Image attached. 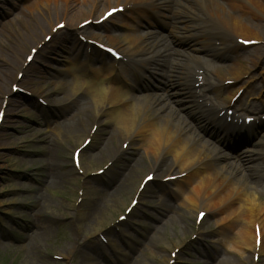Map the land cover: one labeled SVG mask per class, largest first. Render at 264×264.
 Wrapping results in <instances>:
<instances>
[{"label":"bare ground","instance_id":"obj_1","mask_svg":"<svg viewBox=\"0 0 264 264\" xmlns=\"http://www.w3.org/2000/svg\"><path fill=\"white\" fill-rule=\"evenodd\" d=\"M112 2L115 6L109 9L118 8L120 13L98 23L109 9L97 19H94L95 14L102 5L108 7ZM28 11L31 19H38L35 14L44 19L36 21L37 27L25 33L18 30L17 34L23 37V43H16L17 48L25 51V46L33 42V48H39V52L30 65L26 62L14 64V67L19 68L17 75L20 72L26 75L33 72L36 60L45 58L51 52L44 42L47 36H51L50 44H59L60 31L48 18L52 13L67 22L64 27L66 35L60 40L61 43L71 44L75 49L61 66L66 78L54 82V90L62 93L63 97L60 100L51 98L50 101L65 108L76 107V113L60 124L62 127L55 141H74L78 144L77 149L81 150L79 169L84 174L81 177L84 179L82 197L91 199L113 189L111 196L124 206L125 211H129V204L120 200V191L131 195V201L138 197L139 203L128 212L126 220L133 227L147 223L148 215H143L137 208L146 201L144 199L148 194L153 200L156 199L153 210L166 207L174 209L168 199L175 197L180 212L181 232H200L202 223H197V216L204 211L215 219L216 242L229 248L240 264H256L259 257H264V134L257 133L264 116V0H33ZM80 16H86V20L92 23L81 28L77 25ZM113 18L116 20L110 21ZM153 21L168 27L173 36L206 42L203 46L192 45L193 51L206 50L209 46L218 50L217 47L223 46L234 55L233 60L224 66L213 65L210 61H195L194 54L175 51V54L184 55L185 59L170 62L166 60L168 52L162 51L169 47L158 39V32L139 35L141 27L148 25L155 28ZM46 30L49 33H44ZM41 32L45 34L43 40L39 39ZM13 36L12 33H6L5 38L11 40ZM90 41L117 50L125 63L115 60L109 62L108 56L91 45ZM241 41H255L263 48L258 47L256 54L252 53L243 59L241 51L244 45ZM215 53L206 52L211 56ZM10 67L13 68V65ZM159 67L166 73H159ZM139 68L148 70L150 76L157 75L166 81L162 93L149 91L147 85L131 78ZM259 69L260 86L250 77L244 80L253 70ZM4 75L3 81L10 80L13 85L18 84L17 77H12L11 72L8 75L4 72ZM210 75L215 76L217 82H211ZM23 84L26 85L20 87L32 91L27 86L29 81ZM167 85L170 87L167 88ZM171 91L183 97L173 101L177 95ZM240 92L241 96L234 102ZM10 94L13 92L10 91ZM208 95L214 99L210 97L211 102L206 104L208 101L204 100ZM244 96L260 102L250 104L251 109L247 112L241 109L248 114L242 124L239 123L241 117L234 115L229 122L228 111L240 105ZM49 97L51 94L45 92L42 99L46 101ZM174 103L186 107L188 115L182 116L180 111L186 108H176L172 105ZM5 104L8 108L11 102H5L3 98L0 106ZM224 109L226 113L222 114ZM191 117L201 121L205 128L198 127L197 132L187 126V118ZM248 117L254 118L253 124L245 123ZM104 129L109 135L102 140V146L93 150H97L95 153L89 154L93 139ZM205 137H223V146L250 137L258 138L253 140L249 149H238L235 160L227 162L231 158L223 156ZM131 151L137 154L134 159L123 164L122 168H117L116 165H121ZM144 161L155 179L142 190L140 184L144 178L132 176L131 171ZM64 163L55 161L52 173L48 176L51 183L63 182L57 166H63ZM101 164L103 167L96 170L104 169L102 175H88L94 171L93 165ZM169 177L177 178L173 181ZM115 184V189L110 188ZM185 215L190 218L188 221L182 219ZM194 217L195 222L192 221ZM172 220H158L161 225L152 239H159L165 245L167 239L163 230ZM105 225H109V228L103 231ZM122 226L123 223H115L104 210L88 222L84 233L87 238L96 235L102 237L105 233L109 247L116 256H121L126 255L127 251L123 244L111 238L109 232ZM123 231L124 239L132 236L130 231ZM179 247L172 251L177 253ZM72 252L73 249H68L60 256L69 258ZM98 252L104 257L103 252ZM148 252L161 264H172L173 258L158 249L149 247ZM94 255V252L87 253L82 264H93L91 260Z\"/></svg>","mask_w":264,"mask_h":264},{"label":"rangeland","instance_id":"obj_2","mask_svg":"<svg viewBox=\"0 0 264 264\" xmlns=\"http://www.w3.org/2000/svg\"><path fill=\"white\" fill-rule=\"evenodd\" d=\"M32 1L0 0V104L3 98L5 102L8 100L11 102L8 108L6 104L3 107L0 106V112H4V118L0 124V264H82L84 256L91 252L95 253L94 259L91 260L93 264H161L158 259L152 258L149 254V247L158 249L167 256L170 255L173 258L172 264H240L231 254L229 248L216 242L218 235L215 232V219L208 215L201 224L200 232L196 230H193L194 232H181L180 212L175 197L168 199L169 204L174 209L166 207L153 210L152 207L155 205L156 199L153 200L151 195L148 194L144 199L146 201L141 202L137 208L138 211L143 212V215L144 213L148 215L146 225L133 227L130 226L131 222L124 221L121 228L109 232L114 241L116 240L119 244L124 245L127 251L126 255L116 256L117 254L108 245V237L105 233L102 237L96 235L87 238L84 228L88 226V222L96 214L105 210L107 214L112 216L115 223H120V215L125 214V209L122 204L115 202L111 196L112 193L110 192H113V189L100 193L91 199L85 196L82 197L81 188L84 179L81 177L84 174L83 170L74 167L72 157V152L77 149L78 144L71 140L65 143L55 141L60 127H62L60 124L67 120L68 116L74 112L76 113L75 106L65 108L60 106L59 103L52 104L50 101L51 98L60 100L63 97L62 93L54 90V82L66 78V74L61 71V66L75 50L71 47V44L61 43L60 40L66 35L65 30L60 31L59 44H46L51 52L45 58L36 60L33 64L34 73L25 74L22 79L18 77L21 80V86L26 85L23 83L29 81L30 84H27V86L32 91L21 87L23 89L22 93L14 92L12 90L13 82L10 80L3 81L5 78L4 72L7 75L11 72L12 77H17L19 68L14 67V64H22L30 49L35 47V43L29 42L24 51L17 48L16 44L18 42L23 43V37L17 34L18 30L25 33L27 30L37 27L36 21L44 19L37 14H35L37 20L30 18L28 8L31 7ZM114 6L115 3L113 2L108 7L102 5L100 11L95 14L94 19L99 18L104 11ZM48 18H50L53 25L57 26L56 23L58 22L67 25L64 18L58 17L54 13ZM86 19V16L78 17L77 21L79 23L77 25L80 26ZM114 20L116 18L110 21ZM154 24L155 28L148 25L141 27L138 31L139 35L144 36L148 32H158V39L162 44L169 47L168 50L163 49L162 51L168 52L166 60L170 62L185 59L184 55L175 54V51L194 54L196 56L193 57L195 61H210L213 65L224 66L230 64L233 60L234 55L227 52L223 46L217 47L218 50H213L215 48L207 44L209 49L205 48L206 50L198 52L193 51L192 45L203 46L206 42L184 36H173L169 33L168 27L155 22ZM6 33L14 34L13 39L7 40L5 38ZM44 33H49V31L46 30ZM44 33H40V40H43ZM101 42L105 43L103 40ZM161 47L162 45H160V49H162ZM258 47L263 48V45L244 46L241 51V58L246 59L252 53L256 54ZM207 50L216 53L211 56L206 54ZM107 60L111 62V58H107ZM10 65H13V68ZM36 71L40 73H36ZM157 71L163 74L166 73V71H162L161 67ZM260 71V69L253 70L244 80H248L250 77L260 86L261 79L258 75ZM149 76L148 70L139 68L132 79L147 85L149 91L162 93L161 89L166 85V81L157 75ZM210 78L211 82H217L215 76L210 75ZM10 91H13L12 95ZM165 91L163 90V92ZM45 92L51 94V97L46 101L42 99ZM171 92L174 93V91ZM174 94L177 96L175 95L173 101H179L183 97L182 95L179 96L177 92ZM210 97L214 99L213 96L208 95L204 100L208 101L206 104L211 102ZM253 102L259 103L260 101L244 96L240 105L232 110L234 114L241 117L240 124L243 123V117L247 115L246 112L251 109L250 104ZM206 104L203 103V105ZM172 105L180 109L186 108L179 103ZM242 108L246 112H243ZM181 110L182 116L188 115H186L187 108ZM225 112L226 109L223 113ZM200 122L194 118L192 119V117L187 118V126H191L197 132L199 131L198 127L203 126L205 128L204 124ZM107 133L106 129L97 133V137L93 139L92 146L89 148V154L95 153L97 150H93L98 146H102V140L109 135ZM257 133L264 134V116L261 123H259ZM257 138L250 137L242 141H236L232 143L233 145L223 146V137H205L207 142L217 148L223 156L231 158L227 159V162L234 161L236 151L238 149H249L255 141L254 139ZM136 155L134 151L129 152L123 163L121 165L118 163L116 167L122 168L123 164L130 163ZM55 161L65 162L63 166H57V171L63 181L60 183H51L48 180ZM100 166L102 164L93 165L94 171L89 172L88 175H97L96 168ZM147 174L153 175V172L147 169L146 161L138 164L131 171L132 176L140 177V179ZM116 187L117 184L110 186L114 189ZM152 189L154 192L156 191L154 186ZM119 198L125 201L127 205L130 204L131 195L126 194L124 191H120ZM171 218L173 220L163 230V234L167 239L165 245L159 239L157 241L152 239L161 225L158 220L164 219L167 221ZM182 219L188 221L190 218L185 215ZM192 221L195 222V217L192 218ZM108 228L109 225H105L103 231ZM123 230L130 231L132 236L124 239L121 232ZM181 243H184V245ZM177 246L180 247L177 248V253L175 251L176 256H174L172 254ZM68 249H73L70 257H61L60 254L65 253ZM98 251L103 252L104 257ZM256 264H264V257H259Z\"/></svg>","mask_w":264,"mask_h":264},{"label":"snow or ice","instance_id":"obj_3","mask_svg":"<svg viewBox=\"0 0 264 264\" xmlns=\"http://www.w3.org/2000/svg\"><path fill=\"white\" fill-rule=\"evenodd\" d=\"M121 11H122V9H120ZM116 11H118L117 9H112V10H110V11H108L106 14H105V19L107 18V17H109V16H112ZM86 23H88V22H86ZM59 27L60 28H63L64 27V25H59ZM54 31H55V29H54ZM48 39H51V37H48ZM81 39H83V37H81ZM241 43H245V44H247V43H255L254 41H241ZM100 49H103V50H105V51H107L108 53H110L113 57H115V58H117V59H119L120 57H119V53H117L114 49H112V48H106L105 47V45L104 44H99V45H97ZM34 53H35V49H33V54L32 55H29V57H28V60H29V62H31V60L33 59V56H34ZM202 79V78H201ZM18 89H16V87H15V85L13 86V91H17ZM3 117V112H0V118H2ZM250 122V121H249ZM124 147L126 148L127 147V144H125L124 145ZM73 158H74V160H75V163H76V167L77 168H80L81 167V157H80V151L79 150H77L74 154H73ZM101 174H103V169H101ZM177 177H169V179H176ZM154 179H155V177L154 176H152V175H148L147 177H146V180H144V181H142L141 182V184H140V187H141V189H143V187L146 185V184H148L149 182H152V181H154ZM138 203V200H133L132 201V205H133V207H135V205ZM129 211H131V209H129ZM204 215H205V213H203V212H200V214H199V218L200 219H203V217H204ZM123 219H125V217L124 216H121V220H123ZM259 231V230H258ZM257 243H259V240L257 241ZM172 255H175V253H173Z\"/></svg>","mask_w":264,"mask_h":264}]
</instances>
